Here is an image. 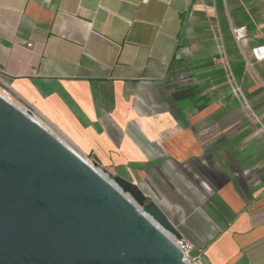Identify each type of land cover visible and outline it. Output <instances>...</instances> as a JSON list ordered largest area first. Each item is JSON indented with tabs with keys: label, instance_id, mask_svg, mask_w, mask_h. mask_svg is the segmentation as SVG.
I'll return each mask as SVG.
<instances>
[{
	"label": "crops",
	"instance_id": "obj_1",
	"mask_svg": "<svg viewBox=\"0 0 264 264\" xmlns=\"http://www.w3.org/2000/svg\"><path fill=\"white\" fill-rule=\"evenodd\" d=\"M255 46L264 0H0V93L120 167L198 263L264 264Z\"/></svg>",
	"mask_w": 264,
	"mask_h": 264
},
{
	"label": "water",
	"instance_id": "obj_2",
	"mask_svg": "<svg viewBox=\"0 0 264 264\" xmlns=\"http://www.w3.org/2000/svg\"><path fill=\"white\" fill-rule=\"evenodd\" d=\"M113 180L0 93V264H189L157 204Z\"/></svg>",
	"mask_w": 264,
	"mask_h": 264
},
{
	"label": "built area",
	"instance_id": "obj_3",
	"mask_svg": "<svg viewBox=\"0 0 264 264\" xmlns=\"http://www.w3.org/2000/svg\"><path fill=\"white\" fill-rule=\"evenodd\" d=\"M233 33L237 41H239L244 36L243 28L233 29ZM251 52L253 57L255 58L258 59L264 58V46H255L252 48ZM225 68H226L227 76L231 78L232 74L229 66L226 65ZM239 93L240 92L238 91V88H236V94ZM174 242L182 250L183 258L186 262H188L189 264H200L197 262V258L193 257L191 253L192 246L186 240L180 237V238H174Z\"/></svg>",
	"mask_w": 264,
	"mask_h": 264
},
{
	"label": "rangeland",
	"instance_id": "obj_4",
	"mask_svg": "<svg viewBox=\"0 0 264 264\" xmlns=\"http://www.w3.org/2000/svg\"><path fill=\"white\" fill-rule=\"evenodd\" d=\"M2 94V93H1ZM7 98V97H6ZM24 109V108H23ZM33 116V115H32ZM34 117V116H33ZM37 121L40 123V121L37 119ZM41 124V123H40ZM49 130V129H48ZM58 138H60L59 136H57ZM61 139V138H60ZM62 140V139H61ZM63 141V140H62ZM67 144V143H66ZM68 146H70L69 144H67ZM71 147V146H70ZM72 149H74L73 147H71ZM75 150V149H74ZM78 154H80L82 156V158L88 162L91 166H93L94 168H96L99 172H101L104 176H106V178L108 180L114 181L113 177L115 175H119V171H120V167L118 169H110L108 166H106L105 164H103L100 161L94 160L91 156H89L88 154H82L81 152H78L77 150H75ZM122 177V176H121Z\"/></svg>",
	"mask_w": 264,
	"mask_h": 264
}]
</instances>
